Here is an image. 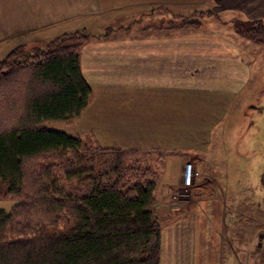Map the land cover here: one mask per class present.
Segmentation results:
<instances>
[{"label":"crops","instance_id":"crops-1","mask_svg":"<svg viewBox=\"0 0 264 264\" xmlns=\"http://www.w3.org/2000/svg\"><path fill=\"white\" fill-rule=\"evenodd\" d=\"M214 2L219 13L239 9L247 13L264 0ZM194 3L208 4L209 0H57L51 9L49 0H25L33 16L26 30L14 37L19 43L25 36L26 44L35 46L66 34H89L80 64L93 90L91 104L99 111L100 125L119 138L127 135L124 145L107 148L159 155L174 152L171 155L181 158L177 160L180 180L186 158L192 157L201 181L182 208L170 211L169 224L161 232L159 264H263L264 189L260 188L263 195H259L258 190L237 188L243 178L231 177L229 172L235 171L239 161L229 158L227 150L222 156L207 150L217 149L213 127L218 136L223 132L221 140L227 142L224 117L233 114L231 105L247 82L238 74L248 66L242 64L240 51L221 39L226 38V31L184 34L172 23L149 25L151 20L161 21L163 15L167 21L174 18L172 10L178 4L190 11L188 5ZM263 13L247 16L256 20ZM61 24L69 32L55 30ZM71 29L80 30L72 33ZM197 68L203 71L194 75ZM118 101L127 103L129 109L120 104L121 110L114 109ZM220 101L226 103L222 109ZM195 109L202 111L195 113ZM195 115L214 119V126L199 128L197 133L190 124ZM232 163L235 167L231 168Z\"/></svg>","mask_w":264,"mask_h":264},{"label":"trees","instance_id":"trees-1","mask_svg":"<svg viewBox=\"0 0 264 264\" xmlns=\"http://www.w3.org/2000/svg\"><path fill=\"white\" fill-rule=\"evenodd\" d=\"M232 29L264 47L263 20L235 19ZM89 38L63 35L31 58L18 46L0 61V185L4 197L19 203L9 214L0 211V264H159L163 224L152 210L155 169L126 163L120 149L89 146L44 125L75 119L89 106L93 90L80 64ZM113 150L121 154L115 166L77 167ZM66 211L72 217L60 226L57 217ZM36 214L46 220L44 234L3 236Z\"/></svg>","mask_w":264,"mask_h":264},{"label":"rangeland","instance_id":"rangeland-1","mask_svg":"<svg viewBox=\"0 0 264 264\" xmlns=\"http://www.w3.org/2000/svg\"><path fill=\"white\" fill-rule=\"evenodd\" d=\"M49 1V8L51 9L52 4L57 0ZM194 1L196 2L197 0ZM214 1L215 0H209L208 4L194 3L193 5H188V8L189 6H192L190 11H188L189 9L183 8L185 5L178 4V8L175 7L172 10L175 11L172 13L174 14V18L167 21L164 19L165 17L163 15L161 21L157 22V20H151V24L149 25L152 27H158L162 24L164 27L165 24L172 23L173 27H177L179 30H182L181 33L184 34H193L195 32L203 34L204 31L205 33H210L213 30L220 34L224 32L219 30L226 31L224 33L226 38L221 39L228 41L234 48L240 51L242 55V64L244 66H248V70L242 67L238 76L242 79L243 83L245 81L247 82L245 83L244 88H242L243 92L238 95L239 98H236L234 105H231L233 108V114L224 117L226 119L225 123L227 124H225L227 126V142L223 141L224 139L221 140L223 136L222 131L219 130L220 134L219 136L217 135L219 132L216 131V127H213L215 120L212 118L203 115H195L192 117L194 123L190 122V124L193 126V129H198L197 133L200 131L199 128L207 129L208 127H213V130H215V132H213V136L215 138L218 137L216 142H213L214 145L217 146V149H207L208 154H218L222 156L221 154L225 153V150H227L229 152V158L233 156L235 162L239 161L235 169V171H238L236 172L237 174H235V171L229 172L231 177L241 175L243 178L240 181H237V188H249L253 192L258 190L257 194L261 195L262 193L263 195V191H260V188L264 189V47L240 40V38L234 34V31H232V28L235 19L250 20L248 16L255 15L256 13L263 11L264 3H259L257 9H248L247 13L241 9L231 13H219L218 5ZM59 2H61V0H59ZM256 10L257 12L254 13ZM32 16V7L30 4L29 6L25 5V0H0V61L3 60L15 46H25L27 53L26 58H31V56L35 55V50H45V48L52 41L58 39L55 38L50 40L49 42H46L47 44L43 42L44 45L41 43L34 46L27 45V39L24 36L22 37L24 38L22 39V42L19 41V43H17L14 35L17 32L26 30ZM260 16L261 17L259 19L264 21V13ZM71 23H69V25ZM61 26H63V24L55 30L59 29L60 33L69 32L68 29H64ZM89 29L97 30L96 27H94V29L92 27ZM75 30L80 29H71L72 33L75 32ZM102 30L104 29L101 28L99 32ZM231 32V35H226ZM195 71L194 75H196L197 72L201 73L203 69L197 68ZM15 102H17V99ZM114 104H116L114 105V109L116 110H121L118 109V104L123 106L122 109L126 111L129 109V105H127V103L118 101ZM225 104L226 103H224V101H220V109H222ZM93 105H95L94 102L93 104L90 102L89 106L83 111V113L75 119L69 121H48L45 122L44 125L49 129L63 131L74 136H80L89 146L99 144L103 148H107L124 145L127 141V135L122 133L121 138H119L117 135L118 133H110V131H107L105 124L100 125L97 117L99 115V111L96 113ZM196 107L197 106L195 105V108ZM209 107L214 108L215 106L210 104ZM201 111L202 110L195 109V113H200ZM242 111H244V113L241 115ZM218 112L220 111L218 110ZM215 118L218 119L219 117ZM179 120L182 121V118L179 117ZM234 120L235 122H233ZM217 123L218 122H216V124ZM111 131L116 130L113 129ZM113 151L100 154L99 157L97 156L93 159V163L83 164L84 162H81L77 165V167H79L82 171H86V169L89 168L88 164H90L91 167H96L97 170L102 169L103 163H108L110 167L115 166L116 162H118L117 158L119 156L120 159L121 154H118L117 151ZM122 151L119 153L124 154L122 159H124L126 163H136L142 168L152 167L155 169L154 171L157 173L156 177H158L159 181L156 186V200L152 210L154 215L161 220L163 230V228L169 224L171 216L170 211L172 209L174 210L177 206L182 208L183 205H185L186 200L189 199L191 195V190H193L195 185L200 183V176L193 181L191 186H185V183L183 182V168L180 172L181 180L177 177V160L179 161L181 158H176L175 155H171L176 154L173 151V153L167 152L168 154L164 153L162 155H159L154 151H147L148 153L145 152L142 154L138 153L137 155H129L130 152L127 151V153H125ZM237 155H239V157ZM186 161L187 163L192 164L194 162L192 157H187ZM82 165H85V169ZM193 165L200 173V170L196 168L195 164ZM230 167H235V164L232 163ZM230 167L228 165V168ZM72 182L73 186H76L79 183L78 180H72L71 183ZM175 185H179L180 187L177 189L175 188L177 187ZM181 185L183 187H181ZM0 188V211L9 214L12 212L14 206L19 203L15 200L9 199L8 197H4L5 189H3L1 185ZM177 192H179V194ZM70 216L72 217V214L68 211H66L65 218L61 219V217L58 216L57 218L60 219L57 221H59L60 226H62V221L66 222V219ZM44 222H46V220L36 214L34 217L21 220L19 223H16L12 226V228L6 230L3 236L7 237V240H16L20 238H30L38 233L44 234ZM261 253L263 258L262 263L264 264V253L263 251Z\"/></svg>","mask_w":264,"mask_h":264},{"label":"built area","instance_id":"built-area-1","mask_svg":"<svg viewBox=\"0 0 264 264\" xmlns=\"http://www.w3.org/2000/svg\"><path fill=\"white\" fill-rule=\"evenodd\" d=\"M199 176L201 177V174L195 169L192 163L185 164L183 173V182L185 183V186H191L193 184V181ZM262 251L264 253V235L262 239Z\"/></svg>","mask_w":264,"mask_h":264}]
</instances>
